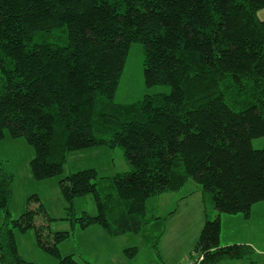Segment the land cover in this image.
Returning a JSON list of instances; mask_svg holds the SVG:
<instances>
[{"label": "trees", "instance_id": "1", "mask_svg": "<svg viewBox=\"0 0 264 264\" xmlns=\"http://www.w3.org/2000/svg\"><path fill=\"white\" fill-rule=\"evenodd\" d=\"M261 9L264 0H0V141L32 147L35 181L61 175L71 152L122 150L129 172L99 178L90 168L59 180L65 211L80 230L98 226L119 237L159 225L165 218L149 216L147 200L179 192L189 180L216 216L249 219L264 202V144L252 146L264 138ZM134 44L143 49L147 90L118 102ZM13 181L0 161V211L7 212L0 264H33L14 237L30 229L57 264H79L58 249L69 232H53L50 218L36 226L37 216L47 218L41 204L11 220ZM86 196L97 214L75 218L74 202ZM218 217L205 219L194 246L199 264L251 260L247 244L220 245ZM124 252L131 257L137 249Z\"/></svg>", "mask_w": 264, "mask_h": 264}, {"label": "rangeland", "instance_id": "2", "mask_svg": "<svg viewBox=\"0 0 264 264\" xmlns=\"http://www.w3.org/2000/svg\"><path fill=\"white\" fill-rule=\"evenodd\" d=\"M257 18L264 21V9L257 12ZM143 61L142 46L134 44L129 51L119 81L115 96L116 101H132V99L140 98L146 92ZM168 90V88H162L164 92ZM154 91H160V89H154ZM263 144L264 138L252 141V146L256 149L261 148ZM33 156L32 147L28 146L22 139H11L6 136L3 141H0V161L3 163L4 169L14 176L12 197L7 207L8 216L11 220H16L27 208H36L41 204L46 211L47 218L37 216L35 219L36 226L43 225L50 218L52 221L49 222V226L53 232H69L70 237L61 242L58 249L61 256L73 255L79 264H185L186 258L194 259L196 257L194 246L205 219L215 220L218 217L208 198L204 207L200 186L189 180L179 192L165 193L147 200L146 207L149 216L165 218L159 225H154L152 221L138 234L127 233L122 235L127 236L129 241L125 239L127 237H121L114 241L115 246L105 243L101 247L97 244L93 254H85L83 250L77 248L79 244L78 226L70 222L65 211V201L59 189V180L68 174L90 168L96 170L99 178H111L117 173L131 171V166L125 161L123 152L118 147H92L69 153L61 175L43 181H35L29 172V162ZM102 181L105 185L110 183L106 179ZM188 194H192L190 201L193 202V205L191 208H189L190 201L185 204V207L183 204H178L179 200L177 201V199ZM33 195L38 197L39 202L31 201L28 204V197ZM74 209L75 218L80 217L82 212L91 216L97 214L95 200L92 196L77 198L74 202ZM262 209H264V203L254 207L252 217L247 220L240 214H220L218 217L221 228L220 245L248 243L258 226L262 224L264 228ZM6 214L7 212L0 211V227L5 221ZM221 218L223 219L221 220ZM14 237L17 251L23 259L33 264H57L56 259L43 253L37 246L34 229L23 233L14 230ZM111 237L108 234L104 235L106 240H110ZM81 239L88 240L92 244H96L97 241L91 235H84ZM120 243L124 245L123 249L119 248ZM155 246H157V250ZM132 247L137 249V253L128 257L124 249ZM250 261L232 260L223 261L220 264H250Z\"/></svg>", "mask_w": 264, "mask_h": 264}, {"label": "crops", "instance_id": "3", "mask_svg": "<svg viewBox=\"0 0 264 264\" xmlns=\"http://www.w3.org/2000/svg\"><path fill=\"white\" fill-rule=\"evenodd\" d=\"M192 194H188L185 196H182L180 199H177L178 204H183L185 207V204H187L190 201ZM174 198V196H173ZM264 203V202H261ZM260 203L254 205L252 207V209L254 207H256L257 205H259ZM193 205V202L190 201L189 202V208H191ZM185 209V208H184ZM252 209H251V213H250V217H252ZM264 212V209H262ZM177 211H179L177 209ZM204 214V212H203ZM238 218V217H237ZM264 218V217H263ZM223 218H221L222 220ZM251 219V218H250ZM251 221V220H250ZM257 231L254 233H252L251 235V240L248 243H245L247 245H249L251 247V249L253 250V254L251 257V262L250 264H264V228L262 227V224L260 226H258V228L256 229ZM78 239H79V244L78 247L79 249L83 250V252L85 254L89 253V254H93V252L96 251V245L99 244V246L103 247L105 243H109L113 246H115V240L116 239H120L121 237H127V236H119V237H115V238H110V240H106L104 238V235H107L100 227L98 226H91L88 227L84 230H80L78 229ZM84 235H91L93 236L95 239H97L96 244H92L90 243L88 240H82L81 237H83ZM112 239V240H111ZM127 239V241H129V238H125ZM100 241H102L101 243H99ZM119 248H124V245H122L120 243V247Z\"/></svg>", "mask_w": 264, "mask_h": 264}, {"label": "built area", "instance_id": "4", "mask_svg": "<svg viewBox=\"0 0 264 264\" xmlns=\"http://www.w3.org/2000/svg\"><path fill=\"white\" fill-rule=\"evenodd\" d=\"M203 260L202 255H197L194 259L193 258H186L185 264H199Z\"/></svg>", "mask_w": 264, "mask_h": 264}]
</instances>
